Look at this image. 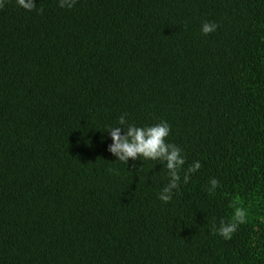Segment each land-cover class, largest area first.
I'll list each match as a JSON object with an SVG mask.
<instances>
[{
    "label": "trees",
    "instance_id": "1",
    "mask_svg": "<svg viewBox=\"0 0 264 264\" xmlns=\"http://www.w3.org/2000/svg\"><path fill=\"white\" fill-rule=\"evenodd\" d=\"M60 2L0 6V264H264V0ZM161 122L167 203L106 130Z\"/></svg>",
    "mask_w": 264,
    "mask_h": 264
},
{
    "label": "clouds",
    "instance_id": "2",
    "mask_svg": "<svg viewBox=\"0 0 264 264\" xmlns=\"http://www.w3.org/2000/svg\"><path fill=\"white\" fill-rule=\"evenodd\" d=\"M4 0H0V6H2ZM16 3L26 11H32L36 7L35 0H16ZM75 0H71L70 3L60 2V7L71 8L74 6ZM217 28L215 23H205L202 26V33L208 35L214 32ZM126 123L125 116L122 115L119 118L118 125H124ZM106 130L110 132L112 144L109 146L108 151L115 156L119 161L128 163L130 159L135 160L138 157L150 160H158L163 158L166 160L167 169L171 174V183L169 187H165L163 192L159 193V199L165 203L171 201L172 196L170 194L171 189L177 187V184L181 181V176L178 175V169L185 163L184 159L180 155V149L174 146H170L166 143L167 137L170 135V126L167 122H161L150 126H136L130 124L126 133L122 134V128L120 126H110ZM199 162H195L190 168V172L195 173L201 168ZM184 182L187 183V177ZM210 183L215 188L219 181L212 179ZM246 222V214L243 210H237L235 212L234 221L222 223L216 230L218 234L224 239H231L233 234L237 231L240 224Z\"/></svg>",
    "mask_w": 264,
    "mask_h": 264
}]
</instances>
